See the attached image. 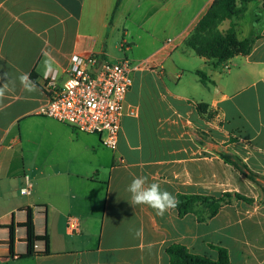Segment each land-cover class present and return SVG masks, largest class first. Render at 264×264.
<instances>
[{"label":"crops","instance_id":"0c3cea01","mask_svg":"<svg viewBox=\"0 0 264 264\" xmlns=\"http://www.w3.org/2000/svg\"><path fill=\"white\" fill-rule=\"evenodd\" d=\"M212 1L161 40L129 23L143 3L159 9L156 0H122L115 10L116 0H0V76L6 74L0 85L7 82L9 89L0 98V264H169L171 244L213 260L217 254L209 245H217L228 250L230 264H264V206L233 201L199 222L194 214L180 218L171 210L160 217L129 203L127 187L136 176L175 197H260L256 185L218 153L227 150L264 178V0L240 4L243 13L219 25L221 32L233 26L243 40L259 22L251 52L224 62L199 57L184 44ZM161 2V11H169L170 0ZM191 4L182 3L185 9ZM160 30L169 35L171 24ZM145 34L153 48L135 57ZM124 44L125 55L144 67L132 73L115 151L97 135L38 114L48 102L40 85L46 70H57L61 84L73 56L115 62L123 58ZM23 73L36 91L21 85ZM198 104L207 106L205 114ZM196 130L209 143L199 145ZM28 212L38 237L31 256H25ZM68 217L77 220L78 233L67 231Z\"/></svg>","mask_w":264,"mask_h":264},{"label":"built area","instance_id":"2783aa9c","mask_svg":"<svg viewBox=\"0 0 264 264\" xmlns=\"http://www.w3.org/2000/svg\"><path fill=\"white\" fill-rule=\"evenodd\" d=\"M125 46H121L123 58L115 62L98 55L73 56L61 84L57 70H46L40 85L48 95V102L39 108L38 114L77 132L97 135L103 146L115 151L126 95L133 83L132 73L144 67L125 55ZM128 114L134 116L136 110L129 109ZM66 229L70 234L78 233L77 220L68 217Z\"/></svg>","mask_w":264,"mask_h":264},{"label":"trees","instance_id":"16d2710c","mask_svg":"<svg viewBox=\"0 0 264 264\" xmlns=\"http://www.w3.org/2000/svg\"><path fill=\"white\" fill-rule=\"evenodd\" d=\"M122 0H116L115 8ZM256 0H213L205 14L199 19L192 32L186 38L185 46L191 48L194 53L206 60H216L217 62L227 61L235 56L248 55L256 40L258 24L256 20L254 23V34L250 38L239 40L233 26L224 32H221L218 27L227 19L238 16L243 13L244 9L239 8L240 4ZM264 11V2L262 5ZM264 13V12H263ZM202 83L206 82L205 76L197 72ZM196 109L200 114H205L207 106L205 104H198ZM214 113H208L207 119H213ZM197 143L201 146L209 143L205 134L195 131ZM224 162L230 164L232 168L242 175L249 182L256 185L260 192V197L256 200L248 198L239 193L224 192L220 196H204V195H183L177 194L178 205L174 209L180 218L187 214H194L199 222H205L213 218L219 209L225 205L231 204L233 201H242L252 206H264V178L252 172L247 165L236 155L229 153L227 150H222L218 153ZM26 228V243L27 254L31 256L34 254V243L38 237L34 234L31 214L28 212L27 220L24 224ZM13 243V229L9 230V246L12 251ZM210 249L217 254L215 260L191 253L185 246L180 244H171L166 248V254L169 257V264H230L228 250L217 245H209Z\"/></svg>","mask_w":264,"mask_h":264},{"label":"rangeland","instance_id":"374dc122","mask_svg":"<svg viewBox=\"0 0 264 264\" xmlns=\"http://www.w3.org/2000/svg\"><path fill=\"white\" fill-rule=\"evenodd\" d=\"M158 1V5L163 7L162 0ZM184 0H170V10L163 12L161 11V7L158 9L156 6L148 7L147 3H143V5L138 9H133V13L129 14V23L135 30H139L138 27H142V29L148 30L149 33H153L154 36L157 38L167 39L168 37L173 36V31L179 29L180 26L186 24L190 20H192L196 16V10L198 6L203 3L205 0H192V4L190 8H183ZM154 3H148V5H154ZM251 16V15H249ZM124 22V19H121ZM171 24L172 31L169 35H162L161 27L163 24ZM122 32V31H120ZM141 32V31H138ZM146 35V34H145ZM143 35L142 38L136 43L137 47L134 49V56L138 58H143L147 56L152 48L153 45L150 42L146 41L147 35ZM150 39V38H149ZM156 40V39H155ZM120 38L116 40L115 45V52H118L117 48L120 43ZM135 44H133L134 46ZM117 47V48H116ZM129 57H132L129 54Z\"/></svg>","mask_w":264,"mask_h":264},{"label":"clouds","instance_id":"9594fccd","mask_svg":"<svg viewBox=\"0 0 264 264\" xmlns=\"http://www.w3.org/2000/svg\"><path fill=\"white\" fill-rule=\"evenodd\" d=\"M5 76H0V80L5 79ZM19 81L24 89L28 92L36 91V86L30 80L27 73L19 76ZM8 89V83L5 82L0 85V98H3ZM130 194V204L144 205L154 210L157 216L163 217L166 212L174 210L178 205L177 198L167 190H163L159 183L149 182L146 176H136L132 179L127 187Z\"/></svg>","mask_w":264,"mask_h":264}]
</instances>
